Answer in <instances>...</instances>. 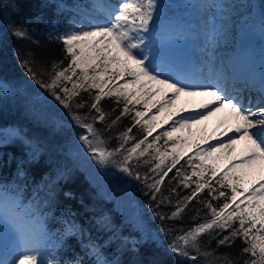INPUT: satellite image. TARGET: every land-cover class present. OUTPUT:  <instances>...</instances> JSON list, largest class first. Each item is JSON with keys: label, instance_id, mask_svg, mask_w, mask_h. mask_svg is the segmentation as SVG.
<instances>
[{"label": "trees", "instance_id": "16d2710c", "mask_svg": "<svg viewBox=\"0 0 264 264\" xmlns=\"http://www.w3.org/2000/svg\"><path fill=\"white\" fill-rule=\"evenodd\" d=\"M156 1L157 5L164 7L163 14H159L162 18L177 12L181 3V0ZM234 1L239 2L238 6L243 5L241 3L251 6L253 3V0ZM10 2L14 3L15 7L0 9V81L10 86L9 89L6 86L0 89V128L14 126L18 130L14 134V141L0 145V184L19 194L25 203H30L35 212L43 216L55 253L63 264L74 257H78L81 264H95V256L89 247L90 242L102 245V251L108 259L119 261V264H193L190 258L178 257L170 251L168 245L175 236L211 218L210 210L205 205L209 201L214 207L225 203L222 197L214 198L218 197L219 191L231 195L230 188L217 183L223 171L218 169L216 177L206 171L205 176L216 190L215 193L210 194L208 188L203 189L187 202L179 216L173 217L172 213L176 210L178 201L192 195L198 180L203 182L202 178L192 176L194 170H200L194 166L201 163L197 158L199 155H196L195 145L201 147L202 144L198 138L184 133H180L178 137L173 136L172 139L162 136L161 134L166 132V126L158 119L159 127H155L148 137L149 143L159 135L161 139L156 141V145L160 147L161 152L171 153L173 148L181 151L185 147L195 150L191 153H181L178 163L171 171L162 166L164 171H168V175L160 184V192L156 193L155 199L153 190L147 184L159 179V174L151 171L154 164L158 163L153 159L158 153L150 149L151 156L146 155L139 161L134 159L130 162L141 176L139 180L134 176L129 178L132 193L148 228L147 235L143 236V229L136 227L118 208L115 200L106 196L99 186L93 183L79 163L72 158L69 148L74 139L79 138L85 131L72 118L73 114L86 117L85 122L93 124L99 138L103 140V147L110 151L119 148L122 143L121 133L131 129L129 135L133 139L125 144V149L130 148L146 135V130L134 120L136 111H145L143 105L128 104L130 111L121 116L125 106L123 98L117 100L115 96L103 97L98 105L105 113V119L101 121L94 119L99 114L91 108L97 90L79 89V95L73 97L70 102V111L47 89L33 80L23 64L27 61L28 67L37 73L38 79L45 82H50L53 75V63L59 64L61 68L67 67L70 57L57 37L69 28L76 12H61L57 4L62 2L73 8L80 5L90 10L92 0ZM258 2L264 10V0ZM158 26L159 23H155L149 26V29ZM20 28L27 30L26 38L14 35V30ZM22 82L40 87L43 98L36 104H33L30 98H25L18 90ZM64 83L69 89L72 88V82ZM115 83L123 84L120 80ZM85 87L87 88V85ZM59 90L58 88L57 91ZM77 104L84 106L77 108ZM118 116H121L120 120L112 124ZM120 158L119 155L116 157ZM145 160L149 163H145ZM165 165H171V156L165 161ZM177 169L180 175H177ZM145 174L149 177L147 183L143 179ZM185 176L191 177L187 182L188 187L182 183ZM239 191L242 195L238 196V199H243L246 194L243 189ZM238 227L237 222L232 228L222 232L214 229L210 234H202L198 238L201 252L213 251L216 256L229 254L235 264H244L249 256L241 255V249L246 246L241 237L233 238L231 244L218 245L219 239ZM106 241L110 242L105 245ZM189 251L190 256L197 255L194 249ZM202 260V257H198V264H202Z\"/></svg>", "mask_w": 264, "mask_h": 264}, {"label": "snow or ice", "instance_id": "6c2138e0", "mask_svg": "<svg viewBox=\"0 0 264 264\" xmlns=\"http://www.w3.org/2000/svg\"><path fill=\"white\" fill-rule=\"evenodd\" d=\"M9 6L15 7V4L10 0H0V9H6ZM156 7V0H119L116 5L107 0H92L91 10L80 5L73 8L62 2L58 3L59 11L74 10L76 12V16L70 21L69 28L57 37L70 57L67 67L61 68L59 64L53 63V75L50 82L38 79L37 73L28 67L27 61L23 62L24 67L29 71L33 80L42 88L47 89L60 104L70 111V102L73 97L79 95V89L85 91L96 89L97 94L93 98L91 108L99 114L94 119L101 121L105 119V113L98 106L99 101L103 97L110 96H115L117 100L122 97L125 101L121 116L130 111L128 104L133 103L142 104L145 110L155 108L167 118L185 110L176 108V102L181 99L184 103L200 109H209L211 106L207 115L203 112L196 114L199 119H196V116H188L174 121L172 131L161 134L169 139H172L173 133L177 131L176 125L180 128L191 127L208 119L209 116L222 113L220 123L224 131L221 135L228 131H234L240 135L238 138L229 137L227 143H220L216 147L209 146L208 150H204L203 155L200 154L199 145H195L196 154L200 156L201 163L194 166L200 170H194L192 176L202 178L203 182L198 180L192 195L185 197L183 201H178L172 216H179L183 208L187 206V202L203 189L208 188L210 194L215 193L216 190L212 188L208 177L205 176V172L209 171L212 177H216L217 161L220 157L214 154L233 149L237 144L242 143V161L239 166L230 165L217 180L222 187L231 189V195L219 191L218 197L214 198L222 197L225 203L214 207L210 201L207 202L205 206L210 210L211 218L175 236L169 242L168 247L178 257L190 258L193 264H198V257L203 258L202 264H235L229 258V254L216 256L213 251L201 252L198 238L202 234H210L214 229L222 232L232 228V225L238 222L239 227L219 239L218 245L231 244L233 238L241 237L246 245L241 249V255L248 254L249 256L244 264H264V74L259 82L260 99L256 104H253L252 100H247L245 103L239 93L233 95L218 80L207 83L193 81L186 70L165 61L158 53H154L149 45L145 44L146 37L142 34L149 32ZM14 35L26 38L27 30L15 29ZM124 77H131V79H125L122 85L115 83ZM64 82H72V88L69 89ZM3 87L4 82L0 81V89ZM58 88L59 91H57ZM83 106V104L76 105L77 108ZM121 116L116 117L112 124H116ZM144 117L145 112H135V123L141 124L146 130L144 138L125 149V144L133 139L129 135L131 129H127L120 135L122 143L119 148L110 151L101 146L103 140L99 138L93 124L85 122L86 117L76 114L72 116L76 123L86 130V134L80 135L79 140L87 145L93 159L98 164L116 165L121 172L134 176L137 180L141 179L140 173L134 170L130 162L134 159L139 161L146 155L151 156L149 150L154 149L158 155L153 159L158 163L154 164L151 171L158 173L159 179L147 186L153 190V199H155L156 193L160 192V184L164 177L178 163L181 151L173 148L171 153L161 152L160 147L156 145V141L161 139L159 135L149 143L148 137L151 136L155 127H159V118L152 116L150 119H144ZM90 136L92 139L89 138ZM143 145L147 146L142 147ZM118 155L120 159H116ZM169 156H171L170 166L165 165ZM145 163L149 161L145 160ZM162 166L167 167L168 171H164ZM257 172L260 173V183L258 187H252L249 191L245 185L250 181L255 183L252 178ZM177 175H180L179 169H177ZM143 179L147 183L148 175L145 174ZM190 179L189 176L184 177L182 183L185 187L189 186L187 182ZM240 189L249 192V195L238 199V196L242 195ZM12 210H18L23 218L24 223L16 224L17 230L21 233H23L25 224L34 223L32 210L25 207L19 199L13 198L11 201L0 204V216H3L5 220L12 219L9 215ZM12 222L15 224L14 219ZM168 234L171 235V233ZM109 242L106 241L105 245ZM89 247L95 256V264H119V261L108 259L102 251V245L90 242ZM133 248L135 249V245ZM190 249H194L197 255L190 256ZM0 264H10V262L3 260ZM18 264H41L39 253L35 249H29L20 257ZM48 264L52 262L49 261ZM64 264H81V260L74 257L66 260Z\"/></svg>", "mask_w": 264, "mask_h": 264}, {"label": "rangeland", "instance_id": "374dc122", "mask_svg": "<svg viewBox=\"0 0 264 264\" xmlns=\"http://www.w3.org/2000/svg\"><path fill=\"white\" fill-rule=\"evenodd\" d=\"M107 2L116 5L119 0H107ZM238 4L239 2L234 0H181L178 6L179 10L164 20L159 16L163 13L164 7L157 5L150 26H153L158 20L162 23L157 29H149V32L142 34L146 37L145 44L149 45L152 51L158 53L165 61L180 66L185 58L187 48L194 42V38L188 36L187 33L197 31L203 41V49L200 50V53L205 58L204 62L216 68V71L210 75V79L218 80L228 87L229 83H234L236 80V73L243 75L245 72L247 62L244 49L239 48L240 37L246 40L248 46L257 49L260 54L259 65L264 68L263 7L257 0H253L251 6L246 3H241L243 4L241 6ZM215 18L218 19L216 24L214 23ZM215 25L217 29H214ZM210 31L212 33L209 35ZM213 37H215V42L211 41ZM255 78L256 74L254 73L251 75L250 81H255ZM125 79H131V77H124L119 80L124 83ZM4 86L6 85L4 84ZM6 88L9 89L10 86H6ZM18 90L24 94L25 98H30L33 104L43 98L40 87L29 83L22 82L18 86ZM237 93L239 91L235 92L234 95ZM250 100L252 99L250 98ZM176 108H184L185 110L167 118L164 115H159L160 113L153 108L144 111V118L157 116L160 122L163 121V125L166 126V132H171L174 121L181 117L196 116V119H199L197 113L203 112L207 115V112L211 110V106L209 109H200L184 103L183 99L176 102ZM216 115L218 113L191 127L180 128L179 125H176L177 131L173 133V136L178 137L180 133H184L192 138H198L202 144L199 147L201 155L204 154V150L209 149V146L216 147L220 143H227L229 137L238 138L240 133H234V131H228L221 135L224 128ZM17 130L14 126L1 127L0 145L14 141V134ZM83 132L86 134V130ZM89 138L92 139L91 136ZM174 141L177 142L176 139ZM101 146L103 147V144ZM69 148L72 158L79 163L93 183L95 182L106 196L115 200L118 208L135 223L136 227L143 229V236L147 235L148 228L144 222L143 214H141V208L132 193L130 176L121 172L116 165L98 164L93 159L87 145L79 138L74 139ZM242 148L243 144L241 143L233 149L215 153L214 155L220 157L217 161L218 169L224 171L230 165L239 166L242 161ZM193 150L195 149L185 147L181 153H191L194 152ZM31 153L33 154L34 150ZM197 158L200 159V156ZM252 179L255 180V183L250 181L247 184L249 191L252 187H258L260 173L257 172ZM245 194L248 196L249 192H245ZM13 198L19 199L25 207L30 208L35 220L34 223L25 224L23 233H21L17 230L16 224H22L24 221L18 210H12L9 213L10 217L15 220V224L12 219L5 220L3 216H0V254L6 246L10 247L11 251L18 250L20 253L35 249L39 253L41 264H48L49 261L52 264H63L55 253L51 235L43 216L37 214L30 203H24L17 193H11L0 184V204L11 201ZM19 259L17 256L14 263L18 264Z\"/></svg>", "mask_w": 264, "mask_h": 264}, {"label": "bare ground", "instance_id": "6f19581e", "mask_svg": "<svg viewBox=\"0 0 264 264\" xmlns=\"http://www.w3.org/2000/svg\"><path fill=\"white\" fill-rule=\"evenodd\" d=\"M214 23H218L217 18L214 19ZM214 29H217L216 25L214 26ZM211 33L212 32L210 31L209 35ZM187 35L193 37L194 42L191 43L187 48V51L185 52V58L179 67L186 70L193 81H200L202 83L213 81L210 79V75L216 71V68L210 66L207 62L205 63V58L201 56L200 50L203 49V41L200 35L197 31L187 33ZM211 41L215 42V37H213ZM239 48L244 49V56L247 62L245 72L243 75L236 73V76L239 78V80H235L234 83H229L227 88L233 95L235 92L239 91V94L245 103L251 98L253 104H256L260 99L259 82L262 74H264V68L259 65L260 54L256 48L248 46L246 40L243 37H240ZM254 73L256 74V78L255 81L251 82L250 78ZM249 84H252L250 88H248ZM253 110H255V108ZM222 116V113H218V115H216L219 122L221 121ZM26 252L27 251H23L20 253L18 250L11 251L10 247L6 246L4 251H2L0 254V261L8 260L10 264H15V258L17 256L20 258Z\"/></svg>", "mask_w": 264, "mask_h": 264}]
</instances>
